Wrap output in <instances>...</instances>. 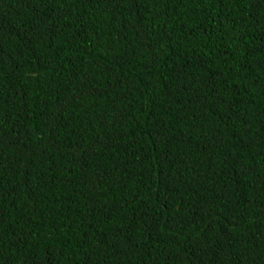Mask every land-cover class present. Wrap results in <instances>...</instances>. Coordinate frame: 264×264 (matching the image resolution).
<instances>
[{"label":"trees","instance_id":"trees-1","mask_svg":"<svg viewBox=\"0 0 264 264\" xmlns=\"http://www.w3.org/2000/svg\"><path fill=\"white\" fill-rule=\"evenodd\" d=\"M0 264H264V0H0Z\"/></svg>","mask_w":264,"mask_h":264}]
</instances>
